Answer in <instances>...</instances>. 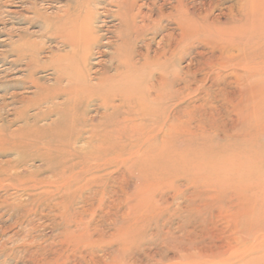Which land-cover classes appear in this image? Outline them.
I'll return each mask as SVG.
<instances>
[{
  "label": "rangeland",
  "instance_id": "374dc122",
  "mask_svg": "<svg viewBox=\"0 0 264 264\" xmlns=\"http://www.w3.org/2000/svg\"><path fill=\"white\" fill-rule=\"evenodd\" d=\"M246 3L264 7L0 0V264H264V79L204 32L245 18ZM75 21L87 28L76 57L60 29ZM128 55L153 62L141 73L153 86V153L125 143L115 159L87 143L111 111L97 85ZM66 56L87 82L69 105L82 130L53 109L68 100L55 71ZM62 131L73 148H54Z\"/></svg>",
  "mask_w": 264,
  "mask_h": 264
},
{
  "label": "bare ground",
  "instance_id": "6f19581e",
  "mask_svg": "<svg viewBox=\"0 0 264 264\" xmlns=\"http://www.w3.org/2000/svg\"><path fill=\"white\" fill-rule=\"evenodd\" d=\"M244 9L243 14L245 18L239 21L234 20L226 28L215 26L206 27L204 32L206 35H214L217 38L225 40L229 47L238 50L239 53L242 51L245 55L242 65L251 66L249 71L255 72L253 75H250L249 78L260 81L264 79V73L262 72V70H264V7L258 8L255 6V8L253 7L251 9L248 6V8L245 7ZM134 18L135 16L130 14L131 24L124 18L122 20L123 24L129 26V30H131V27L135 28L134 24H132ZM66 25L67 24L63 23L60 29L63 36L66 35L65 41L71 44L73 56L76 57L79 52V46L84 40V31L87 28H85L83 23L77 24L76 21L70 26V28L72 27L71 29ZM130 25L132 26L130 27ZM105 27H107V22ZM112 27L113 26H108L107 28L110 29ZM69 30H71V32ZM77 31L78 33H76ZM248 49L257 50V52L254 54H247L245 51ZM117 51V55L120 56V49H117ZM128 56H123V58H118V56L113 57L119 61V70L112 76L106 74L100 79L97 85V91L94 96L102 100L106 109L111 111L103 115L102 123L93 127V139L87 143L89 148L98 152L114 150L115 159L118 158V153L122 150L121 146L125 145V143L133 151L137 152L145 148V150H150L151 153H153V86H150L148 83L149 79L143 80L141 74L153 69V62L145 59L144 64L138 66L133 64L131 57ZM64 60L68 63L72 60V57L66 56ZM61 63L63 62L60 61L59 65H56L55 71L60 77H66L68 79V100L63 104V107L59 108L58 105H54L53 109L55 112H58L59 116L63 115V124L65 123L64 128L69 127V129L73 130H82L83 125L79 124L76 120L77 112H75L74 109L72 110L69 105L71 103L70 99L78 95V89L87 87V82L85 79L82 80L76 77L77 72L81 68L76 62H69V65L66 63V68L63 67ZM116 98H119V104L114 105L113 102ZM112 122H114L112 131L108 134L101 133L103 131L99 130V126L106 127L108 123ZM108 126L109 125H107V128ZM65 136L66 133L63 131L55 136L54 148H73L75 146L77 138L75 137V139L73 137L67 139ZM77 136H79V134H77ZM117 147L121 148L120 151H118V149L116 150ZM144 158V161L151 162L153 160V155L148 154V156Z\"/></svg>",
  "mask_w": 264,
  "mask_h": 264
}]
</instances>
